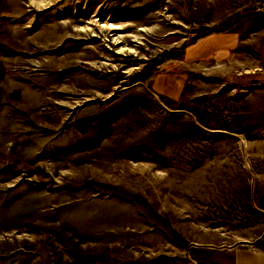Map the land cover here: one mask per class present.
Wrapping results in <instances>:
<instances>
[{"label": "rangeland", "instance_id": "rangeland-1", "mask_svg": "<svg viewBox=\"0 0 264 264\" xmlns=\"http://www.w3.org/2000/svg\"><path fill=\"white\" fill-rule=\"evenodd\" d=\"M201 3L0 0V264H211L264 235L256 51L184 60Z\"/></svg>", "mask_w": 264, "mask_h": 264}, {"label": "crops", "instance_id": "crops-1", "mask_svg": "<svg viewBox=\"0 0 264 264\" xmlns=\"http://www.w3.org/2000/svg\"><path fill=\"white\" fill-rule=\"evenodd\" d=\"M202 1L200 15L203 18L200 24L204 23L202 25L208 29L185 45L182 52L184 60L195 64H222L233 55L235 61H243L241 48L243 44L249 42V45L255 48L256 55L249 56L245 53L248 56L245 62L249 65L248 67L253 70L257 69L260 73L258 75L255 72L256 75L247 76L244 80L248 83L260 79L263 80L261 85H264V0ZM204 1H207L206 4ZM256 88H247V94L252 95L257 90ZM251 137L249 139L243 131L244 144L255 142L258 144L261 141L260 135ZM246 156L248 159H253L250 152L246 153ZM255 156L254 159H264V151L257 149ZM253 171L256 177L250 190L252 188L254 192L255 202L264 206V168L258 166L256 169L253 168ZM244 178L247 186L248 178L245 173H243V186ZM242 239L249 238L243 237ZM252 240H255L252 244L242 243L225 249L211 248L213 252H209L208 260L211 264H264V235ZM195 257L199 259L202 256L196 253Z\"/></svg>", "mask_w": 264, "mask_h": 264}, {"label": "bare ground", "instance_id": "bare-ground-1", "mask_svg": "<svg viewBox=\"0 0 264 264\" xmlns=\"http://www.w3.org/2000/svg\"><path fill=\"white\" fill-rule=\"evenodd\" d=\"M99 25V28L100 29H107V28H111V29H116L117 27L115 26V25H113V24H111L110 26H107L106 24H101V23H99L98 24ZM87 28L84 26H82V27H80V29L79 30H75V32L77 33V34H81V31L82 32H84L85 30H86ZM139 30H144V28H140ZM114 41H118V39L116 38V39H114ZM121 50H123V51H125V52H131L132 50H131V48L129 47V46H125V47H123Z\"/></svg>", "mask_w": 264, "mask_h": 264}, {"label": "water", "instance_id": "water-1", "mask_svg": "<svg viewBox=\"0 0 264 264\" xmlns=\"http://www.w3.org/2000/svg\"><path fill=\"white\" fill-rule=\"evenodd\" d=\"M130 87V85H127V86H125L123 89H127V88H129ZM154 94V93H153ZM154 95H156V94H154ZM243 242H248V241H243Z\"/></svg>", "mask_w": 264, "mask_h": 264}]
</instances>
